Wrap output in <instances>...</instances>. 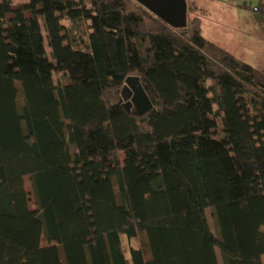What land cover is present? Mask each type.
<instances>
[{"label":"trees","instance_id":"16d2710c","mask_svg":"<svg viewBox=\"0 0 264 264\" xmlns=\"http://www.w3.org/2000/svg\"><path fill=\"white\" fill-rule=\"evenodd\" d=\"M202 15L0 0V264H264V71ZM128 76L143 116L117 104Z\"/></svg>","mask_w":264,"mask_h":264},{"label":"rangeland","instance_id":"374dc122","mask_svg":"<svg viewBox=\"0 0 264 264\" xmlns=\"http://www.w3.org/2000/svg\"><path fill=\"white\" fill-rule=\"evenodd\" d=\"M187 4L195 3L201 9L202 34L208 40L226 49L240 60L264 71V0H186ZM55 82H65L61 74L54 75ZM221 121L217 120L216 134L223 136ZM34 208V198L28 176L23 178ZM213 229L212 220L209 219ZM136 244L124 240V247ZM220 264H223L216 248ZM127 254V253H126Z\"/></svg>","mask_w":264,"mask_h":264},{"label":"water","instance_id":"95a60500","mask_svg":"<svg viewBox=\"0 0 264 264\" xmlns=\"http://www.w3.org/2000/svg\"><path fill=\"white\" fill-rule=\"evenodd\" d=\"M173 28H183L187 23L186 0H135ZM117 104L136 116L148 113L153 105L137 76H128L122 86Z\"/></svg>","mask_w":264,"mask_h":264},{"label":"crops","instance_id":"0c3cea01","mask_svg":"<svg viewBox=\"0 0 264 264\" xmlns=\"http://www.w3.org/2000/svg\"><path fill=\"white\" fill-rule=\"evenodd\" d=\"M135 3H137L138 4V2L137 1H135V0H133ZM140 5V4H139ZM150 12V11H149ZM151 13V12H150ZM152 14V13H151Z\"/></svg>","mask_w":264,"mask_h":264}]
</instances>
